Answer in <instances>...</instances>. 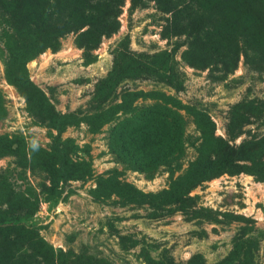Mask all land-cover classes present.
I'll use <instances>...</instances> for the list:
<instances>
[{"label": "rangeland", "instance_id": "1", "mask_svg": "<svg viewBox=\"0 0 264 264\" xmlns=\"http://www.w3.org/2000/svg\"><path fill=\"white\" fill-rule=\"evenodd\" d=\"M0 264H264V0H0Z\"/></svg>", "mask_w": 264, "mask_h": 264}, {"label": "trees", "instance_id": "2", "mask_svg": "<svg viewBox=\"0 0 264 264\" xmlns=\"http://www.w3.org/2000/svg\"><path fill=\"white\" fill-rule=\"evenodd\" d=\"M81 18L82 17H79V18L75 17L76 22L79 21ZM54 47L55 46H52L51 48L53 49ZM85 48L87 49V47H85ZM12 79L17 81V82H21V84H24L23 78L22 79H20V78L17 79V77H16V78H12Z\"/></svg>", "mask_w": 264, "mask_h": 264}]
</instances>
